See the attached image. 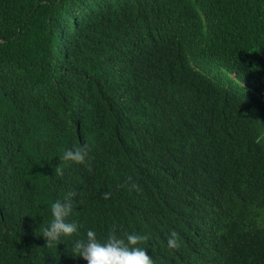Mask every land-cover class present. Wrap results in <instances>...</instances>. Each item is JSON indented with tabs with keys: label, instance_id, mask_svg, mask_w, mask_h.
<instances>
[{
	"label": "trees",
	"instance_id": "obj_1",
	"mask_svg": "<svg viewBox=\"0 0 264 264\" xmlns=\"http://www.w3.org/2000/svg\"><path fill=\"white\" fill-rule=\"evenodd\" d=\"M83 144L91 172L62 159ZM88 230L264 264V0H0V264H86Z\"/></svg>",
	"mask_w": 264,
	"mask_h": 264
},
{
	"label": "clouds",
	"instance_id": "obj_2",
	"mask_svg": "<svg viewBox=\"0 0 264 264\" xmlns=\"http://www.w3.org/2000/svg\"><path fill=\"white\" fill-rule=\"evenodd\" d=\"M62 159L71 164L84 166L87 171H92L90 150L87 144L74 145L65 150ZM63 175L60 165L55 169V176ZM131 189L140 190L138 184H132ZM76 194L68 192L64 200H56L51 205L52 220L47 227L43 228L42 237L46 241V247L60 244L62 237H71L77 233L78 225L68 222V217L73 211L72 200ZM111 193L102 194V198L108 200ZM147 235L128 234L124 237L117 235L115 230L110 231L106 237L98 238L97 233L88 230L86 240H77L72 248L75 257L82 258L86 264H154L153 259L147 254L146 247H141L148 241ZM168 247L179 250L181 247L180 237L172 231L167 240Z\"/></svg>",
	"mask_w": 264,
	"mask_h": 264
}]
</instances>
